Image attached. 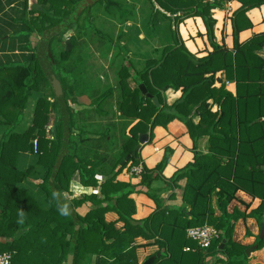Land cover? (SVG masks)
<instances>
[{
    "label": "trees",
    "instance_id": "obj_1",
    "mask_svg": "<svg viewBox=\"0 0 264 264\" xmlns=\"http://www.w3.org/2000/svg\"><path fill=\"white\" fill-rule=\"evenodd\" d=\"M10 1H20L24 7L27 3ZM139 1L37 0L40 9L28 10L31 14L26 20L24 12L19 17L27 34L24 60L0 64V124L8 126L0 137V251L13 252V264H138L136 248L141 245L137 237L157 246L150 255H159L150 264H204V258L211 255H218V264H248L245 249L250 245L233 240V227L239 218L253 217L264 228V56L258 53L264 47V31L244 41H239L238 34L252 26L246 12L264 0H237L241 4L229 17L231 48L223 38L221 43L215 41L212 10L220 6L219 0H146L149 10L143 25L152 34L167 20L171 40L159 56L145 57L134 71L122 51L113 83H103L98 77L100 83L84 71L87 55L74 54L77 43L72 36L69 49L56 48L58 38L68 29L80 31L87 25L85 18L97 5L104 9V20L120 27L117 36L128 35L127 23L135 16L134 4ZM188 16H199L204 24L212 50L203 56L195 57L173 32L172 25ZM219 71L235 83V92L226 89L224 82L214 85L220 80ZM140 83L157 98L158 105L141 94ZM46 86L53 102L42 93ZM168 88L181 91L171 104L163 95ZM32 96H37L32 123L16 132L14 127ZM53 104L58 124L51 138L46 126L53 119ZM174 118L187 128L193 159L165 178L162 170L172 152L166 147L154 168L141 163L138 183L118 180L116 176L127 164L140 163L137 150L120 166L138 144V135L147 132L146 142H150L154 126L165 127ZM203 136L207 149L197 151L196 142ZM34 138L38 142L35 153ZM24 152L32 154L33 160L20 167L18 157ZM75 174L94 191L69 199L64 193L71 191ZM32 177L39 179L36 185L42 199L23 186ZM159 178L165 185L152 188L151 182ZM168 189L173 191L163 200L160 195ZM238 190L259 198L258 205L248 212L237 207L229 210ZM53 191L69 201L78 219L77 229L72 214L62 216L57 211ZM133 192H143L154 201L155 208L146 217H132L135 203L129 195ZM20 210L24 211L22 224L18 223ZM108 211L117 217L107 220ZM205 223L219 234L208 247L199 248L186 236V228ZM263 245L264 235H257L252 248ZM186 246L193 250H184Z\"/></svg>",
    "mask_w": 264,
    "mask_h": 264
},
{
    "label": "crops",
    "instance_id": "obj_2",
    "mask_svg": "<svg viewBox=\"0 0 264 264\" xmlns=\"http://www.w3.org/2000/svg\"><path fill=\"white\" fill-rule=\"evenodd\" d=\"M218 3L220 4V6L212 10L213 17L216 19V23L214 26L215 41L221 43L222 42L221 39L223 38V42L225 43V45L228 48H231L232 27L229 17L232 15L233 11L240 6L241 3L237 0H219ZM9 4L11 6L13 2H10ZM246 14L248 18L251 20L252 26L239 32L238 34L239 41H244L245 39L249 38L252 34L264 31V4H262L259 7H254L249 9L246 12ZM184 21L188 23L189 31L191 35L194 36L195 39L194 41L196 44L195 47L197 46L196 49L197 53L198 51H201L199 52L200 54L198 53L199 56H203L207 53V52L205 53L206 48L209 49L208 52L211 51L212 46L210 45L209 41L208 42L206 41L207 37L205 33V27L201 18L199 16H192L184 19ZM192 22H194V24H192ZM194 29H195V33H193ZM197 40H200V44L197 43L198 42ZM204 40L207 42L206 46L203 43ZM13 49H15L13 50L14 53L17 54L14 57L15 58L14 62H21L22 60H24L23 54L25 52L22 50H17V48H13ZM263 50L264 47L258 52L262 56H264L262 54ZM2 55L3 53L0 51V56ZM2 61L5 60H2L0 57V64H2L1 63ZM216 76H218L220 80H217L214 83L215 86H219L221 82H224L226 89H228L231 92H235V83L233 81L226 80L223 71L217 72ZM42 93L45 96H47L51 102H53L54 99L51 96L50 90L47 88V86L43 88ZM180 94H181L180 90H174L172 88L166 89L165 90L166 103L171 104L174 100H176L180 96ZM36 98L37 96H32L29 99L27 108L23 114V118L14 127V131L22 132L31 125L32 111L34 108V102ZM81 102H83V104L87 103L84 98L81 99ZM209 102H212V100L210 99ZM52 108H53L52 110L53 119L51 123L46 126V129L51 131V138H54V128L58 124V111H57V106L55 104L52 105ZM211 110L212 111L216 110L215 104L212 105ZM197 119L198 117H195L194 121L196 122ZM7 127H8L7 125L0 124V137L5 132ZM166 147L171 148L172 152L167 164L164 166L162 170V175L165 178H169L178 168L184 166L187 162L191 161L193 159V153H194L193 142L189 134L187 133L186 126L176 118L169 121L165 127L161 125L154 126L152 140L150 142H144L138 148L140 154V163H144L148 168H154L163 158ZM206 149H207V137L203 136L197 140L195 150L205 152ZM32 160H33V156L29 152L21 153L18 157V165L20 167H26L32 162ZM97 177H99L100 179L104 178V176L102 175H97ZM116 178L121 181H126L131 184H136L140 180V175L131 172L129 170V167L126 166L121 170V172L116 176ZM38 181L39 179L32 177L27 181L23 182V186L28 190H30L31 192H33L32 194L38 197V199H42L43 193L39 192V189L36 185ZM72 181H76L80 183L78 174H75L73 176ZM164 185H165L164 181L160 178L155 179L151 182V187L155 189L161 188ZM85 187H86V192L84 194H90L91 192L94 191V188L92 186H85ZM172 191L173 189H168L167 191L162 192L160 197L163 200H166ZM64 194L69 199L72 197L81 196V195L75 196L72 190ZM129 196L134 200L135 203V212L132 214V217L134 219H140L146 217L154 210L155 208L154 201L150 197H148L145 193L133 192ZM237 197H238L237 199H234L230 202L228 206L229 210H231L233 207H237L241 211L245 210L246 212H248L250 209L256 207L259 203V198L257 197L253 198L243 190L237 191ZM240 199H242L245 203L248 204L247 208H245V204L240 202ZM116 217L117 215L114 211H108L105 213V218L107 220H113ZM117 224L120 225L121 222H118ZM262 230H264V228L260 227L258 222L253 217H247L246 219L239 218L234 222L233 240L244 245H250L249 247H247L249 249V252L248 253L245 252L247 255L248 264H264V245L260 248H256V249L252 248V244L255 240V237L257 235L260 237ZM136 243L141 245L138 248H136L137 263L142 264L148 255L156 251L157 246L154 244H149V245L145 244L146 240L143 239L142 237H137ZM217 257L218 255L207 256L206 258H204L203 262L204 264H218V262L216 261Z\"/></svg>",
    "mask_w": 264,
    "mask_h": 264
},
{
    "label": "rangeland",
    "instance_id": "obj_3",
    "mask_svg": "<svg viewBox=\"0 0 264 264\" xmlns=\"http://www.w3.org/2000/svg\"><path fill=\"white\" fill-rule=\"evenodd\" d=\"M10 2V0H0V51L3 53L0 57L2 60H5L1 62L4 64L14 63V57L17 54L14 53L13 50L15 49L13 48L24 51V46H27V34L23 32V23L19 21V17H22V13L24 12L26 20L30 18L31 14L28 10L32 8H41V5L38 4L37 0H27L26 7H24L20 1L13 2L11 6L9 4ZM134 9L135 16L132 18V21H128V23L126 22L129 24L126 28L129 31L128 35H124L123 37L117 36L120 27L111 24L112 22L104 20V9L102 5H97V7L93 8L90 12L88 18H85L87 21L83 19L80 21L81 23L86 21L87 25L84 28H81L80 31L72 30L67 36V38L72 36L75 44L77 43L74 54H77V52L79 54L81 52L85 56L87 55L86 67H84V69L87 70L84 71L89 72L98 79L100 83L101 81L99 78H101L103 83L114 82V75L122 61V55L128 60V62L131 61L133 66L132 71H134L144 64L145 57L159 56L165 43L167 44V42L171 40V34L169 33L170 30L167 28V20H164L161 23L160 31H156L152 34L149 33L148 29L143 25V16L145 12L149 10L148 1L140 0L138 3L134 4ZM189 17L192 16L185 17L178 23L173 24V32L178 34L184 45L188 47L189 51L195 55V57H200L199 52L201 51H198L199 54L197 53L194 36L191 35L189 31L188 23L184 21V19ZM192 24H194V22H192ZM98 30H101V32L106 33L109 36L111 35V39L108 41L106 38H102V36L99 35ZM193 33H195V29L193 30ZM32 41L34 42L33 37ZM197 41V43L200 44V40ZM206 41L208 42V40ZM206 41H203L205 46L207 45ZM63 45L65 48V39H63L62 35L61 38H58L56 48L60 49ZM208 50L209 49L206 48L205 53L208 52ZM262 54L264 55V50L262 51ZM128 82L131 87L135 86V83L131 78L128 79ZM163 95L165 98V91L163 92ZM103 119L104 118L100 117L98 120L102 123ZM116 133L118 134L119 132ZM116 143L115 146H118V139ZM126 166L129 167L128 164Z\"/></svg>",
    "mask_w": 264,
    "mask_h": 264
},
{
    "label": "built area",
    "instance_id": "obj_4",
    "mask_svg": "<svg viewBox=\"0 0 264 264\" xmlns=\"http://www.w3.org/2000/svg\"><path fill=\"white\" fill-rule=\"evenodd\" d=\"M203 1H215V0H203ZM37 138L32 139L33 152H37ZM129 170L133 173L139 174L141 171V163L135 166H129ZM219 231L210 224H203L198 226H191L186 228V236L193 240L199 248H206L211 241L216 238ZM185 250H192L188 246L184 247ZM13 252L0 251V264H13L12 262Z\"/></svg>",
    "mask_w": 264,
    "mask_h": 264
},
{
    "label": "water",
    "instance_id": "obj_5",
    "mask_svg": "<svg viewBox=\"0 0 264 264\" xmlns=\"http://www.w3.org/2000/svg\"><path fill=\"white\" fill-rule=\"evenodd\" d=\"M71 31H72L71 29H68V30H67L66 32H64V34H63V39H65V49H69L70 46H71V44H70V40L67 38V36L69 35V33H70ZM55 86L58 87L57 84H56ZM138 87H139V90H140L141 94L145 95L146 97L151 98L152 101H153V103H154L155 105H158L157 98H156V97H153L150 93L147 92V89H146V87H145V85H144L143 83H140V84L138 85ZM56 90L58 91V88H57ZM147 139H148V133H147V132H145V133H140V134L138 135V144H137V145L131 150L130 153H128V154H126V155L124 156V158H123V159L121 160V162H120V166L124 165L125 162H126L130 157L135 156L136 151L138 150L139 146H140L141 144H143L144 142H146ZM68 202H69V201H68ZM70 206H71V205H70ZM71 214H72L73 221H74V227H75V229H77V226H78V219H77V216H76L75 212L73 211L72 207H71ZM263 233H264V230H262L261 235H260V238L262 237ZM224 241H225V240L223 239L222 242H221V244L219 245L220 248L223 246ZM245 252L248 253V252H249V249H248V248L245 249ZM158 255H159V252H157L155 255H150L149 257H147V258L143 261L142 264H150V263L154 260V258H155L156 256H158Z\"/></svg>",
    "mask_w": 264,
    "mask_h": 264
},
{
    "label": "clouds",
    "instance_id": "obj_6",
    "mask_svg": "<svg viewBox=\"0 0 264 264\" xmlns=\"http://www.w3.org/2000/svg\"><path fill=\"white\" fill-rule=\"evenodd\" d=\"M70 188L75 196L82 195L86 192V187L76 181L70 182ZM53 200L56 201L57 211L62 216H68L71 214V206L68 202L67 198L64 196L63 193L53 191L52 193ZM20 219L18 223H23L24 211L20 210L19 212Z\"/></svg>",
    "mask_w": 264,
    "mask_h": 264
}]
</instances>
